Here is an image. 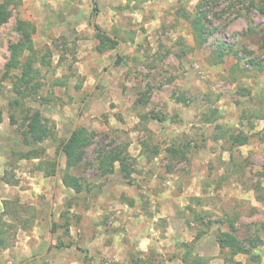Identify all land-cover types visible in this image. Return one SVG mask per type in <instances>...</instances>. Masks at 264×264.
<instances>
[{"label": "rangeland", "instance_id": "374dc122", "mask_svg": "<svg viewBox=\"0 0 264 264\" xmlns=\"http://www.w3.org/2000/svg\"><path fill=\"white\" fill-rule=\"evenodd\" d=\"M16 2L0 24V264H264V0H96V25L126 43L118 66L121 42L98 51L92 0ZM201 2H211L202 45ZM20 21L36 54L7 73ZM30 57L39 74L21 84ZM84 102L77 130L92 141L70 170L84 190L64 186L62 154L58 229L40 257L51 235L52 165ZM37 111L52 133L43 142L29 134ZM113 151H124L126 167L103 172L100 154ZM231 232L258 249L219 256L215 242ZM198 242L210 260H185Z\"/></svg>", "mask_w": 264, "mask_h": 264}, {"label": "trees", "instance_id": "16d2710c", "mask_svg": "<svg viewBox=\"0 0 264 264\" xmlns=\"http://www.w3.org/2000/svg\"><path fill=\"white\" fill-rule=\"evenodd\" d=\"M16 3H17L16 0H2V2L0 3V24H4L10 19L12 15V10L10 9V7L14 6ZM209 3L211 2H201L199 4L196 15L197 18L195 19L197 23L196 24L197 37L200 39L201 45L205 43L207 40V37L205 36L204 26H202V22L206 17L205 14H207L203 11V6ZM91 4H92L91 20L93 24L95 23V20L99 14V7L97 5L96 0H92ZM29 25H30L29 23L23 21H20L18 24L17 30L21 33V39L18 42L13 43L9 46L11 55H10L9 63L7 64V73H9L10 70L12 69H19L21 67L22 65L21 58L24 56L25 53H30L31 56L36 54V48L32 40V31L28 29ZM96 28L98 30L97 37L101 42V45H99L98 47L99 52H104L106 48L115 49L120 45V41L114 40L110 36L105 34L106 32H104L98 25H96ZM114 36L117 37V35ZM224 54L225 52L221 54V57H223ZM32 60H33L32 57H30L29 61L23 65L24 71L18 79L21 84H26V85L32 84L36 80L39 74V71H37V69L32 67L31 64ZM122 60L123 58L120 55L119 58L116 60V65L117 66L121 65ZM38 86L39 85H37L36 87ZM2 120H3L2 111H0V123L2 122ZM29 134L32 136L35 142H43L52 136L51 130L47 123V119H45V117L39 111L35 112L34 115L30 118ZM94 135L95 133L92 134V136ZM91 141H92V137H90L88 131L84 128H79L78 130H76L72 139L66 145H65L66 140L62 142L57 152L59 156L62 147H64L63 154L66 157L67 167L65 171L62 172L63 174L61 176V180L66 188L72 189L76 193H81L84 190V185L80 178L70 173V170L72 167H75L79 164V161L81 159V154L83 153L82 149L84 147H87L91 143ZM245 143L246 141L242 142V144ZM100 157H101L99 158L100 168L103 169V172H108V169L105 167L107 163H111V165L113 166L116 162H121L123 164L122 168L126 167L124 161L126 158L124 151H115V152L113 151L109 153L105 152V153H101ZM56 169H57V163L52 165V170L50 175L55 177ZM1 224H6V223H0V236L4 237L5 231L2 228L3 226H1ZM57 229H58V225L54 224L53 229L50 230V232L54 234L56 233ZM67 230H69V228H67ZM218 242L220 244L221 249L228 248L232 256H236L241 253H248L250 251V249L245 247L242 244V242L238 240V238L235 237V235H233L232 232L222 233L218 237ZM258 242L253 241L252 244L253 248L257 247ZM0 243L4 245L5 244L4 239H1ZM62 247H65L63 243H59V245H57V248H62ZM229 260L233 262L232 258Z\"/></svg>", "mask_w": 264, "mask_h": 264}, {"label": "water", "instance_id": "95a60500", "mask_svg": "<svg viewBox=\"0 0 264 264\" xmlns=\"http://www.w3.org/2000/svg\"><path fill=\"white\" fill-rule=\"evenodd\" d=\"M92 27H93L94 29H96V31H98L97 28H96V24H95V23L92 24ZM105 34H107L108 36H110V37H111L112 39H114V40L120 41L119 38L115 37L114 35H112V34H110V33H107V32H106ZM120 42H121L122 48H121L119 54L117 55V57H116V59H115V61H114V63H113L112 66L115 65L116 60L119 58V56L124 52V50H125V48H126V43L123 42V41H120ZM112 66H110L107 70H105V71L100 75V77H99V79H98V81H97V83H96V85H95L94 90L97 88L98 84H99L100 81L102 80V77L105 75V73H106L109 69H111ZM85 103H86V102H84L83 105H82V108H81V110H80V112H79V115H78V117H77V119H76V121H75V123H74L73 130H72L71 134L69 135V137L67 138V140H66V142H65V145H66V144L72 139L74 133H75L76 130H77L78 123H79V119H80V117H81V113H82V111H83V109H84ZM65 145H64V146H65ZM63 149H64V147H62V149H61V151H60V155L58 156V159H57V169H56V175H55V177H54V189H53V192H52V202H51V208H50V225H51V230L53 229V211H54V202H55V191H56V187H57V184H58V179H59V174H60V169H61V155L63 154ZM52 242H53V233H51V235H50L49 245H48V247H47L46 252H45L43 255H41L40 257L45 256V255L49 252V250H50V248H51V246H52ZM38 257H39V256H38ZM35 258H37V257L31 258V259H29L28 261H31V260H33V259H35ZM28 261L24 262L23 264H27Z\"/></svg>", "mask_w": 264, "mask_h": 264}, {"label": "crops", "instance_id": "0c3cea01", "mask_svg": "<svg viewBox=\"0 0 264 264\" xmlns=\"http://www.w3.org/2000/svg\"><path fill=\"white\" fill-rule=\"evenodd\" d=\"M187 230V229H186ZM188 234H190V232H188V231H186V233L185 234H183V236H185V235H188ZM181 235V234H180ZM180 235L179 234H174L173 235V242H175V244H177V243H179V241H180V239L182 238V237H180ZM182 236V235H181ZM147 240V243H149V242H151L152 241V239H146ZM169 240H171V238H169ZM169 240H166V242H168ZM188 240V239H187ZM191 240H194V238H190V240H188V241H191ZM202 246V243L201 242H198V244H197V247L194 249V250H192V252L188 255V256H186V257H184L185 255H184V253H182V257H184L187 261H188V259L190 258H192V256L194 257H196V256H198L199 258H202V260H204V261H207V260H210L209 259V254H208V252H206V250L204 249V248H202L201 247ZM215 247H216V251L218 252V254H219V256H220V252H221V247H220V244H219V242H218V240H216V242H215ZM149 248V247H148ZM150 249L152 250V245H151V247H150ZM258 249V247H256V248H253L252 250L250 249V251L248 252V253H241V254H238V255H236L235 256V259H236V257H238V256H245V257H247V258H249L250 256H252L253 255V253H255V251ZM173 250H176L175 252H173V254L174 253H176L177 255H179L180 254V252H182L183 250L180 248V246L179 245H177ZM172 250V251H173ZM251 252V253H250ZM211 256V255H210ZM214 257V256H213ZM34 258V257H33ZM224 259V257L223 256H221L220 257V260H222V259ZM236 260H238V259H236ZM32 261V260H31ZM173 261H177V263L176 264H183V262L182 261H180L179 260V257H175V259H173ZM26 262V261H25ZM28 262H30V261H28ZM27 262V263H28ZM182 262V263H181ZM239 263L240 264H247L248 262H241V261H239ZM238 263V264H239ZM188 264H193V261L192 260H190L189 262H188Z\"/></svg>", "mask_w": 264, "mask_h": 264}]
</instances>
